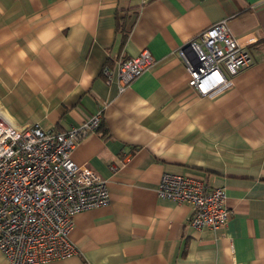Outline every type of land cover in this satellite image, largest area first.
I'll return each instance as SVG.
<instances>
[{"label": "crops", "instance_id": "0c3cea01", "mask_svg": "<svg viewBox=\"0 0 264 264\" xmlns=\"http://www.w3.org/2000/svg\"><path fill=\"white\" fill-rule=\"evenodd\" d=\"M221 21L252 63L211 99L178 53ZM144 51L154 66L121 90L115 61ZM98 113L72 160L110 203L77 214V253L48 264H264V0H0V115L66 133ZM165 175L224 189L228 226L192 229L191 207L159 197Z\"/></svg>", "mask_w": 264, "mask_h": 264}, {"label": "built area", "instance_id": "2783aa9c", "mask_svg": "<svg viewBox=\"0 0 264 264\" xmlns=\"http://www.w3.org/2000/svg\"><path fill=\"white\" fill-rule=\"evenodd\" d=\"M250 45L232 35L227 21L202 32L178 53L190 87L211 99L231 89L233 79L252 63ZM115 65L123 90L154 66V58L144 51ZM103 74L111 84L110 68ZM101 124L98 113L61 133L16 128L0 115V251L8 264H48L77 253L69 239L74 217L110 203L106 181L72 160L76 146ZM158 195L191 207L189 226L197 231L225 229L233 216L224 189L201 180L165 175Z\"/></svg>", "mask_w": 264, "mask_h": 264}, {"label": "trees", "instance_id": "16d2710c", "mask_svg": "<svg viewBox=\"0 0 264 264\" xmlns=\"http://www.w3.org/2000/svg\"><path fill=\"white\" fill-rule=\"evenodd\" d=\"M117 25H118V29L120 28V26H121V20H122V18L121 17H119V15L117 16ZM124 32V40H126L127 39V36H128V33L124 30L123 31Z\"/></svg>", "mask_w": 264, "mask_h": 264}, {"label": "snow or ice", "instance_id": "6c2138e0", "mask_svg": "<svg viewBox=\"0 0 264 264\" xmlns=\"http://www.w3.org/2000/svg\"><path fill=\"white\" fill-rule=\"evenodd\" d=\"M217 79H219V77H217Z\"/></svg>", "mask_w": 264, "mask_h": 264}]
</instances>
